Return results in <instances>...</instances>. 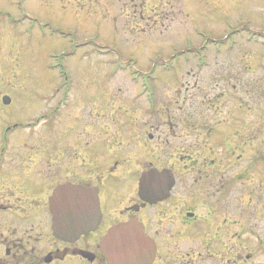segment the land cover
<instances>
[{
  "label": "flooded vegetation",
  "instance_id": "af4514ba",
  "mask_svg": "<svg viewBox=\"0 0 264 264\" xmlns=\"http://www.w3.org/2000/svg\"><path fill=\"white\" fill-rule=\"evenodd\" d=\"M125 1L123 8L131 12H124L133 16L142 32L155 33L159 23L163 25L146 22L151 18L146 9L155 0ZM171 76L185 93L177 88L175 100L156 104L157 117L146 121V140H111L106 145L100 118L95 116L92 122L90 115L89 120L71 121L69 111H60L65 99L50 107L48 136L39 140L35 134L39 117L32 118V110L28 116V106L20 105V121L0 129V264H106L102 236L111 226L134 219L156 246L152 264H247V235H257L260 221L236 191L243 189V178L257 175L259 160L256 155L248 163L251 154L246 158L231 150L230 140L241 136L244 123H230L229 80L225 73L214 74L206 84L191 72ZM209 84L215 94H207L204 88ZM73 126L79 128L78 134L75 140H66ZM232 127L239 130L231 137ZM18 131L19 136L11 138ZM91 131L94 139L86 140ZM107 152L112 162L104 166ZM138 152L143 162L133 164L138 175L145 174L143 201L134 178L124 170L131 163L125 160ZM151 172L159 176L149 185L157 183L163 189L155 201L146 185V173ZM66 183L97 188L102 213L97 229L74 242L54 237L48 204L52 191ZM123 189L126 194H119L117 201L121 207L106 218L103 208ZM258 245L262 247V240Z\"/></svg>",
  "mask_w": 264,
  "mask_h": 264
},
{
  "label": "rangeland",
  "instance_id": "374dc122",
  "mask_svg": "<svg viewBox=\"0 0 264 264\" xmlns=\"http://www.w3.org/2000/svg\"><path fill=\"white\" fill-rule=\"evenodd\" d=\"M124 2L0 0V75L5 78L0 93L13 100L9 108L0 103V129L20 121V105L28 106V116L32 110L36 118L37 113L47 114L68 91L60 111H69L71 121L89 120L90 115L92 122L95 116L100 118L106 145L111 140H146V121L157 117L146 100L150 92L154 106H165L176 99L177 88L185 93L172 74L191 72L206 84L214 74L225 73L232 99L230 123H244L240 137L233 135L239 128L231 129L235 138L230 140L231 150L246 158L251 154L248 163L256 155L259 160L257 175L243 178V189L236 191L260 221L257 235H247V264H264V0H170L171 4L155 0L146 9L151 16L146 22L163 24L155 33L135 26L133 16L123 10H129L123 8ZM203 58L206 66L200 68ZM60 72L66 75V86H61L65 81ZM212 87L204 88L207 94L213 93ZM42 122L35 134L46 140L47 124ZM78 129L73 126L65 139L75 140ZM16 136L19 132L11 138ZM90 137L94 139V131L86 140ZM111 158V152L105 153L104 166ZM129 158L124 170L136 182L138 168L133 163L143 162V155L138 152ZM114 194L115 201L103 208L106 218L119 210V194L126 192Z\"/></svg>",
  "mask_w": 264,
  "mask_h": 264
},
{
  "label": "water",
  "instance_id": "95a60500",
  "mask_svg": "<svg viewBox=\"0 0 264 264\" xmlns=\"http://www.w3.org/2000/svg\"><path fill=\"white\" fill-rule=\"evenodd\" d=\"M5 104L8 101L4 102ZM154 172L146 173V185L157 178ZM145 174H142L138 187L143 200ZM152 197L160 195L163 189L155 183L150 186ZM53 216L54 234L59 237L74 239L82 232L93 230L100 219L97 193L81 186L65 184L56 188L49 199ZM107 264H151L155 247L143 232L141 225L133 221L109 229L101 243Z\"/></svg>",
  "mask_w": 264,
  "mask_h": 264
}]
</instances>
